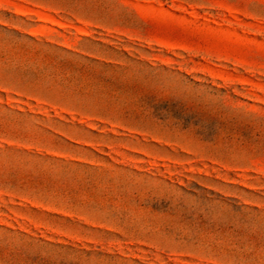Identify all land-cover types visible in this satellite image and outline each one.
I'll return each instance as SVG.
<instances>
[{"label": "rangeland", "instance_id": "obj_1", "mask_svg": "<svg viewBox=\"0 0 264 264\" xmlns=\"http://www.w3.org/2000/svg\"><path fill=\"white\" fill-rule=\"evenodd\" d=\"M0 264H264V0H0Z\"/></svg>", "mask_w": 264, "mask_h": 264}]
</instances>
